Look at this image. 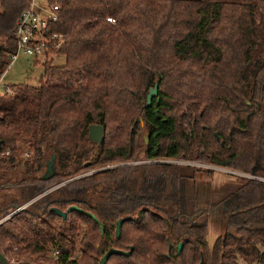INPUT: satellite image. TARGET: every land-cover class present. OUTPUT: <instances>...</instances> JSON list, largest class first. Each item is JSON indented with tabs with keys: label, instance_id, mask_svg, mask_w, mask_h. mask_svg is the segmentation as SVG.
Masks as SVG:
<instances>
[{
	"label": "trees",
	"instance_id": "16d2710c",
	"mask_svg": "<svg viewBox=\"0 0 264 264\" xmlns=\"http://www.w3.org/2000/svg\"><path fill=\"white\" fill-rule=\"evenodd\" d=\"M46 2L60 7L50 32L63 45L46 53L37 85L0 94V151L10 152L0 159V182L21 194L0 205V219L66 184L0 223L7 264H98L111 249L130 254L105 264H264V182L239 177L209 203L193 166L113 168L167 160L252 174L264 161V0ZM28 3L0 0V76ZM91 125L103 129L99 145L88 139ZM52 155L56 175L40 181ZM18 169L21 177L6 179ZM200 202L225 225L211 248L208 221L196 223L210 212ZM69 207L79 211L65 219L51 212Z\"/></svg>",
	"mask_w": 264,
	"mask_h": 264
},
{
	"label": "rangeland",
	"instance_id": "374dc122",
	"mask_svg": "<svg viewBox=\"0 0 264 264\" xmlns=\"http://www.w3.org/2000/svg\"><path fill=\"white\" fill-rule=\"evenodd\" d=\"M37 1L42 3V0H37ZM258 5L262 6V13H264V4L258 3ZM261 33H262L261 35L263 36L264 22L262 23ZM51 59L55 66H61L64 64V58L61 56H53L51 57ZM42 62H43L42 58H39L35 62V60L32 58L26 57L22 54L18 55V57L14 61L10 62L6 71H4L2 76H0V94H3L5 88L11 85H20V84L37 85L43 73ZM145 135H147V132L144 129H142V131L139 133V144L141 147L143 145L142 139L144 138ZM19 146L21 147V145ZM190 164L195 165L193 167L200 170V173L197 174L195 179L198 188L197 193H201V196L203 198H207L208 196L209 203H214L217 199H219L223 189L222 187H224V185L235 184L240 176L244 178L255 177L261 182H264V161H261L260 163L257 164L255 168H253L252 174H243L241 172L232 171V170H228V171L218 170L219 172L225 174L223 175V174H218L216 173V171L212 170L215 173L210 176L204 174V171L210 170V168L198 167L204 164H199V163H190ZM104 167L106 166H103L99 169H103ZM21 173H22L21 169H18L15 172L8 174L6 179L9 181H13L15 180V178L21 177L22 176ZM90 173H92V171L86 172L85 174H90ZM64 184H66V182L59 183L56 186H53L50 189L44 191L41 195L37 196L36 198H33L32 200L26 202H22L21 206L15 209L13 213L8 214L7 216L1 218L0 223L3 222L7 217H9V215L16 213L18 209L22 210L27 208L34 201L38 200L45 194L50 193L51 190H55L56 188L61 187ZM4 185L5 182L1 181L0 205H5L13 200L21 201V194L16 189V187H7ZM199 207L202 210L203 209L209 210V208H207L205 203L200 202ZM204 220L208 221L207 243L208 246L211 248L214 245L216 238L224 234L225 225L224 222L222 221L221 216H219L216 213V211L213 210L210 211L208 214H199L198 218L196 219V223L201 224Z\"/></svg>",
	"mask_w": 264,
	"mask_h": 264
},
{
	"label": "built area",
	"instance_id": "2783aa9c",
	"mask_svg": "<svg viewBox=\"0 0 264 264\" xmlns=\"http://www.w3.org/2000/svg\"><path fill=\"white\" fill-rule=\"evenodd\" d=\"M59 10L60 7L58 5L50 6L46 0H42V3L37 0H29L27 9L21 14L15 24L16 47L14 53L8 56L10 62L14 61L20 54L35 61L39 58L44 60L46 53L62 47L63 38L50 32V26L58 20ZM106 20L111 24L114 23L110 18ZM4 92H8L6 88ZM21 151H23L21 156L23 159L26 160L30 157V153L27 150L21 148ZM9 155V151H0V159ZM56 255L57 252H53V256Z\"/></svg>",
	"mask_w": 264,
	"mask_h": 264
},
{
	"label": "water",
	"instance_id": "95a60500",
	"mask_svg": "<svg viewBox=\"0 0 264 264\" xmlns=\"http://www.w3.org/2000/svg\"><path fill=\"white\" fill-rule=\"evenodd\" d=\"M157 94H158V84H155L152 89L149 90V92L146 95V101H145V107L148 108L151 106L152 100L157 99ZM102 132L103 129L99 125H91L88 128V139L92 142H95L97 145L101 143L102 140ZM144 141L147 143L148 140V134L144 136ZM56 175V170H55V157L52 155L50 159H48L45 163V170L40 177V181H47L53 178ZM71 211H79L77 207H69L65 213L57 210V209H51V212L55 213L58 217H61L62 219L66 218V214L71 212ZM88 216L94 218L91 214L88 213ZM124 220H119L115 224V237L118 239L119 238V230L120 226ZM100 230L101 234H103V228L100 225ZM181 251V245L178 246V252ZM130 254V251L128 252H122L118 250L111 249L107 251L104 256L100 259L98 264H105L108 260V258L112 255H123V256H128ZM0 264H7V261L5 258L2 256L0 253ZM201 264V263H200Z\"/></svg>",
	"mask_w": 264,
	"mask_h": 264
},
{
	"label": "flooded vegetation",
	"instance_id": "af4514ba",
	"mask_svg": "<svg viewBox=\"0 0 264 264\" xmlns=\"http://www.w3.org/2000/svg\"><path fill=\"white\" fill-rule=\"evenodd\" d=\"M150 163H165V164H176V165H189V166H195V165H191L190 163H185V162H179V161H167V160H155L154 162H149V161H137V162H132V163H126V164H117V165H113V168L114 167H122L124 165L126 166H135V165H142V164H150ZM198 167H205V168H210L211 170H214V171H228V170H224V169H221V168H216V167H211V166H207V165H201V166H198ZM107 169L108 168H112V166H107L106 167ZM218 171V172H219ZM92 174V173H90ZM90 174H83L82 176H85V175H90ZM242 177V176H240ZM244 178V177H243ZM247 179H254V180H257L259 182H261L260 180H258L257 178L255 177H250V178H247ZM53 190H51L52 192ZM45 194V193H44ZM43 194V195H44Z\"/></svg>",
	"mask_w": 264,
	"mask_h": 264
},
{
	"label": "crops",
	"instance_id": "0c3cea01",
	"mask_svg": "<svg viewBox=\"0 0 264 264\" xmlns=\"http://www.w3.org/2000/svg\"><path fill=\"white\" fill-rule=\"evenodd\" d=\"M36 62V61H35Z\"/></svg>",
	"mask_w": 264,
	"mask_h": 264
}]
</instances>
